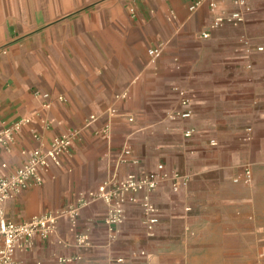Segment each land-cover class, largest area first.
I'll use <instances>...</instances> for the list:
<instances>
[{"label": "crops", "instance_id": "crops-1", "mask_svg": "<svg viewBox=\"0 0 264 264\" xmlns=\"http://www.w3.org/2000/svg\"><path fill=\"white\" fill-rule=\"evenodd\" d=\"M236 1L0 0V131L26 121L0 174L24 165L23 151L82 131L41 186L6 203L9 221L59 213L159 165L187 178L179 192L169 180L136 195L119 227L106 223L108 204L86 207L78 232L90 236L87 248L61 219L50 239L17 253L21 264L67 256L81 257L76 264L264 263V0H244V24L210 29L216 16L242 10ZM184 98L193 116L174 119ZM247 167L251 185L242 182Z\"/></svg>", "mask_w": 264, "mask_h": 264}, {"label": "built area", "instance_id": "built-area-1", "mask_svg": "<svg viewBox=\"0 0 264 264\" xmlns=\"http://www.w3.org/2000/svg\"><path fill=\"white\" fill-rule=\"evenodd\" d=\"M235 3L242 10L228 16H216L210 27L211 31L221 29L226 25L239 26L245 23L246 15L250 13V8L244 0H237ZM211 8L215 12L217 9L216 4L211 3ZM210 36V33H205L203 38L208 39ZM162 53V47L152 49L149 52L153 59H158ZM182 106L184 110L176 113L174 119L183 121L191 119L193 111L190 100L184 98ZM95 120L96 117H91L87 126ZM25 122L17 123L0 131V157L4 153L12 151L17 135ZM185 135L190 138L193 135V130H188ZM81 138V130L71 131L69 134L56 137L47 150H35L31 153L23 151L22 154L28 158L26 163L11 170L7 175L0 174V264H21L16 258L17 253L27 251L36 237L43 240L50 239L56 234L59 222L63 218L70 220L71 231L76 235V246L81 249L87 248L90 246V236L78 232V223L82 211L89 205L99 201L108 204L110 209L106 223L111 228L119 227L126 221L125 205L128 202H138L136 195L140 193L151 194L163 182L169 180L173 182V190L179 192L180 184L187 182V178L180 175L170 176L166 172L165 166L159 165L155 171L142 177L132 175L122 181H112L98 191L91 192L87 197L82 196L71 207L59 213L36 216L30 221L23 223L9 221L5 209L6 203L15 199L32 186H41L43 184L42 173L49 171L53 166H61L63 157L70 152L73 145ZM124 154L128 160L133 158L130 148H126ZM2 167L6 171L9 168L7 164H3ZM252 181V172L247 167L245 178L242 182L246 185H251ZM235 183H241V180L235 179ZM128 197L130 198L128 199ZM145 207L148 211L153 210L150 204H146ZM157 223V219L151 220L149 229L153 231V226ZM144 255V253H141L138 256ZM80 260L81 257L78 256L59 257L60 264H76ZM137 261V257L132 259L120 257L114 264H138Z\"/></svg>", "mask_w": 264, "mask_h": 264}, {"label": "rangeland", "instance_id": "rangeland-1", "mask_svg": "<svg viewBox=\"0 0 264 264\" xmlns=\"http://www.w3.org/2000/svg\"><path fill=\"white\" fill-rule=\"evenodd\" d=\"M260 49H261V50L263 49L262 51H264V47H258V48H257L258 51H261ZM262 256H263V257H262ZM260 257H261V258H260ZM259 258L262 259V260H264V255H262V253H260ZM263 262H264V261H263ZM262 264H264V263H262Z\"/></svg>", "mask_w": 264, "mask_h": 264}]
</instances>
